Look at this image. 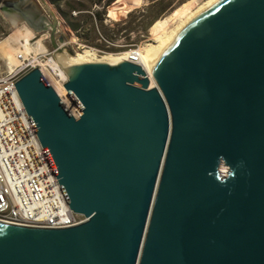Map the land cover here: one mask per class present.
Returning <instances> with one entry per match:
<instances>
[{"label":"water","instance_id":"95a60500","mask_svg":"<svg viewBox=\"0 0 264 264\" xmlns=\"http://www.w3.org/2000/svg\"><path fill=\"white\" fill-rule=\"evenodd\" d=\"M150 69L72 67L78 117L39 67L14 83L87 219L0 220V264H264V0L213 4Z\"/></svg>","mask_w":264,"mask_h":264},{"label":"built area","instance_id":"2783aa9c","mask_svg":"<svg viewBox=\"0 0 264 264\" xmlns=\"http://www.w3.org/2000/svg\"><path fill=\"white\" fill-rule=\"evenodd\" d=\"M51 29L54 34L59 31ZM33 67L24 61L0 75V177H7V184H0V220L38 227L73 226L87 217L70 207L14 84Z\"/></svg>","mask_w":264,"mask_h":264},{"label":"rangeland","instance_id":"374dc122","mask_svg":"<svg viewBox=\"0 0 264 264\" xmlns=\"http://www.w3.org/2000/svg\"><path fill=\"white\" fill-rule=\"evenodd\" d=\"M31 1L34 2L39 15L50 23L48 27L36 30L29 25L27 19L21 16L18 11L4 9L0 5V75L11 70L6 49L9 45H14L13 38L10 35L16 28L24 30L27 26L34 31L35 34L30 41V53L32 55L36 53L42 59L60 55L54 50L50 39L52 35L56 38L60 35L65 37L64 49H66V55L76 54L87 48L89 49V56L98 59L104 55H123L131 48L153 42V26L158 20L166 19L177 12L185 14L186 9L206 0H144L141 5L129 11L132 12V16L129 17L128 12L126 17L120 20L110 14V6L114 0L106 7V16L102 22L107 28V33L102 32L101 23L97 19L90 18L88 15L82 17V27L75 31L71 28L59 7L50 0ZM92 1L71 0L76 6L89 7V10H86L89 13L86 14H90L93 10L99 8V6L92 4ZM62 8L67 9L65 1L62 3ZM75 12L73 10L71 14L77 16V11ZM12 18L16 19V23L13 22ZM51 25H54L59 31L53 34L50 28ZM18 54L22 57L21 53ZM24 61L27 62L28 60Z\"/></svg>","mask_w":264,"mask_h":264},{"label":"bare ground","instance_id":"6f19581e","mask_svg":"<svg viewBox=\"0 0 264 264\" xmlns=\"http://www.w3.org/2000/svg\"><path fill=\"white\" fill-rule=\"evenodd\" d=\"M219 1L220 0H206L204 2H198L195 6L186 9L185 14L177 12L166 19L158 20L153 26V42L145 43L139 46V48H131L123 55H104L98 59L89 56V49L87 48L82 52L76 54L71 53L69 55L65 54L66 49L56 50L60 55L42 59L36 53L35 55L30 53V41L35 34L34 31L27 26L24 30L16 28L10 35L13 38L14 45H9L6 49V55L10 62V69H13L14 66L23 64L24 60L30 61L35 67L41 66V73L57 91L66 108L73 115L79 116L82 113V108L78 103L73 101L71 95L64 86L69 78V71L72 67L85 62L100 61L117 64L123 60L130 59L143 66L150 77V86H155L156 80L150 68L165 54L181 32L197 16ZM143 2L144 0H115L110 6V14L116 19H123L129 11L141 5ZM12 20L16 23L15 18H12ZM18 53H21L22 57H20ZM221 168L223 171H227V167L224 164L221 165ZM0 184H7V177H0Z\"/></svg>","mask_w":264,"mask_h":264},{"label":"trees","instance_id":"16d2710c","mask_svg":"<svg viewBox=\"0 0 264 264\" xmlns=\"http://www.w3.org/2000/svg\"><path fill=\"white\" fill-rule=\"evenodd\" d=\"M54 3L59 9L61 10L63 16L66 18L67 22L71 26V28L75 31H78L82 27V17L89 16L90 18L97 19L102 26V32L107 33V28L102 23L105 16H106V7L110 5L114 0H93L92 4L99 6V8L93 10L90 14H86V10H89V7L83 6L79 7L76 6L71 2V0H50ZM65 1L67 5V9L62 8V3ZM77 11V16H73L71 14L72 11ZM85 13V14H84ZM129 17L132 16V12H129ZM126 17V16H125ZM120 20V19H117Z\"/></svg>","mask_w":264,"mask_h":264},{"label":"flooded vegetation","instance_id":"af4514ba","mask_svg":"<svg viewBox=\"0 0 264 264\" xmlns=\"http://www.w3.org/2000/svg\"><path fill=\"white\" fill-rule=\"evenodd\" d=\"M1 6L4 9H9L11 11H18V13L21 16L27 19L29 25L36 30H41L49 26L48 24H44V18L41 17L39 13L36 11L35 4L31 0H28V3L27 0H17L11 2L4 1V3H2Z\"/></svg>","mask_w":264,"mask_h":264},{"label":"crops","instance_id":"0c3cea01","mask_svg":"<svg viewBox=\"0 0 264 264\" xmlns=\"http://www.w3.org/2000/svg\"><path fill=\"white\" fill-rule=\"evenodd\" d=\"M3 8V7H2Z\"/></svg>","mask_w":264,"mask_h":264}]
</instances>
